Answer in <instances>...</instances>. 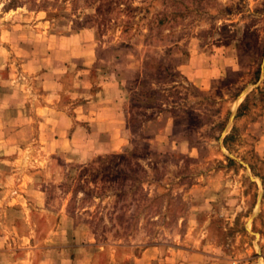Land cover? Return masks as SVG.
Masks as SVG:
<instances>
[{
    "label": "rangeland",
    "instance_id": "374dc122",
    "mask_svg": "<svg viewBox=\"0 0 264 264\" xmlns=\"http://www.w3.org/2000/svg\"><path fill=\"white\" fill-rule=\"evenodd\" d=\"M112 69L129 145L56 146ZM233 263L264 264V0H0V264Z\"/></svg>",
    "mask_w": 264,
    "mask_h": 264
},
{
    "label": "crops",
    "instance_id": "0c3cea01",
    "mask_svg": "<svg viewBox=\"0 0 264 264\" xmlns=\"http://www.w3.org/2000/svg\"><path fill=\"white\" fill-rule=\"evenodd\" d=\"M91 71L89 67L82 69L79 74L84 76V72H87L89 75ZM46 77L47 75H40V80H48ZM78 79L74 86H85L88 94L81 96L82 99L71 95V98L66 100L70 104L69 112L63 119L60 118L61 113H56L51 125L45 127L47 137H51L56 146L66 143L72 153L87 160L124 150L129 145V139L125 134V104L122 100L124 81L121 79L120 70H110L99 84L94 79ZM55 94L60 96L58 92ZM61 104L62 100L59 99L56 107ZM40 105L43 108L42 104Z\"/></svg>",
    "mask_w": 264,
    "mask_h": 264
},
{
    "label": "built area",
    "instance_id": "2783aa9c",
    "mask_svg": "<svg viewBox=\"0 0 264 264\" xmlns=\"http://www.w3.org/2000/svg\"><path fill=\"white\" fill-rule=\"evenodd\" d=\"M233 264H236V263H233Z\"/></svg>",
    "mask_w": 264,
    "mask_h": 264
}]
</instances>
